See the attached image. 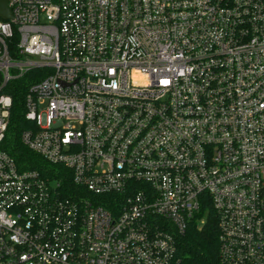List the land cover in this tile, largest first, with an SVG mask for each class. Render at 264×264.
Returning <instances> with one entry per match:
<instances>
[{
	"label": "built area",
	"instance_id": "1",
	"mask_svg": "<svg viewBox=\"0 0 264 264\" xmlns=\"http://www.w3.org/2000/svg\"><path fill=\"white\" fill-rule=\"evenodd\" d=\"M7 8L0 143L35 70L20 139L59 178L0 148V264H179L209 212L222 264H264V0Z\"/></svg>",
	"mask_w": 264,
	"mask_h": 264
},
{
	"label": "trees",
	"instance_id": "2",
	"mask_svg": "<svg viewBox=\"0 0 264 264\" xmlns=\"http://www.w3.org/2000/svg\"><path fill=\"white\" fill-rule=\"evenodd\" d=\"M10 53L13 54L12 48ZM38 80L37 71H29L19 77L12 78L3 88V92L12 98L10 118L6 134L0 148L7 151L19 167L37 169L42 174L59 178L55 173L56 165L49 164L21 141V132L29 127L25 118V96L31 83ZM61 188H72L70 177L62 180ZM64 186V187H63ZM176 256L179 264H222L218 253V226L216 216L209 212L206 221L198 224L191 221L184 233L175 237Z\"/></svg>",
	"mask_w": 264,
	"mask_h": 264
},
{
	"label": "water",
	"instance_id": "3",
	"mask_svg": "<svg viewBox=\"0 0 264 264\" xmlns=\"http://www.w3.org/2000/svg\"><path fill=\"white\" fill-rule=\"evenodd\" d=\"M0 18L10 19L11 13L7 8V0H0Z\"/></svg>",
	"mask_w": 264,
	"mask_h": 264
}]
</instances>
